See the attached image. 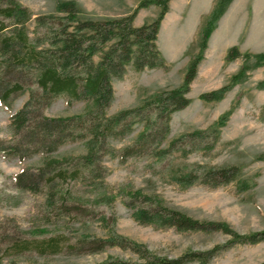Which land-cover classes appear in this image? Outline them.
<instances>
[{"label":"rangeland","instance_id":"374dc122","mask_svg":"<svg viewBox=\"0 0 264 264\" xmlns=\"http://www.w3.org/2000/svg\"><path fill=\"white\" fill-rule=\"evenodd\" d=\"M16 1L34 15L28 25L30 30L35 29L36 17L60 15L58 0ZM62 1H73L81 11L82 19L106 20L133 14L143 0ZM191 3V0H171L169 12L161 23L157 44L166 60L167 70L137 72L129 66L124 78L113 82L114 100L107 110L108 116L141 107L152 101L156 94L182 86L191 60L199 53L202 30L211 15L207 17L205 11L200 13L201 9L207 10L206 0H194L192 10H189ZM160 12L155 5L140 9L134 26L154 22ZM249 22H255L251 37L231 33L216 36V62H201L187 95L191 104L171 115L170 132L161 147L167 148L172 140L183 135L214 127L220 117L232 111L217 140L212 136L207 142L196 145L189 140L181 149L161 160L141 154L122 162L119 153L133 145L144 129V124L138 121L130 134L110 140L108 146L113 155L103 156L105 169L102 176L95 180L68 178L60 183L63 196L54 207L47 204L46 190L41 193L18 190L14 178L25 169L40 168L48 158L85 156L87 140L68 142L52 154H37L25 160L8 159L0 154V264L11 261L18 264H102L110 258L138 260L136 254L118 246L106 245L101 251L89 252L87 249L77 253L68 247L78 246L85 238L105 241L114 237L123 238L129 244L143 245L152 254L171 259L191 251L221 248L208 264H263L264 242L227 247L231 237L222 232L177 231L141 225L134 219L133 210L125 204L126 193L139 191L151 199L159 198L164 206L200 222L226 223L241 235L264 231V89L259 88L264 81V67L249 71L248 79L232 88L223 100L204 102L200 99L201 94L227 85L239 72L243 59L228 62L226 57L230 48L236 47L242 54L264 53V21ZM94 60L98 62L99 58ZM213 72L216 75H212ZM28 97V92L18 95L10 109L0 103V140L13 139L11 116L23 107ZM91 108V103L75 101L68 104L67 99L61 97L44 114L51 118L75 117ZM233 167L238 168V177L218 188L200 182L185 187L177 182L178 177L195 168L208 171ZM138 204L147 205L142 200ZM5 236L18 242H31L30 249L18 255L6 254L10 240ZM53 239L59 240L58 253L42 254L37 249L39 243ZM225 246L227 248H222Z\"/></svg>","mask_w":264,"mask_h":264},{"label":"trees","instance_id":"16d2710c","mask_svg":"<svg viewBox=\"0 0 264 264\" xmlns=\"http://www.w3.org/2000/svg\"><path fill=\"white\" fill-rule=\"evenodd\" d=\"M170 2L143 0L129 16L94 20L82 19L81 11L73 1L58 0L57 12L60 15L38 16L34 20L35 29L30 30L28 25L34 17L30 9L16 0H0V103L10 109L18 95L29 94L23 107L11 116L13 139L0 140V154L8 159L25 160L37 154H52L68 142L87 140L88 145V153L83 157L48 158L38 169L23 170L14 178L18 190L32 193L46 190L47 204L57 206V200L63 196L60 183L68 178H100L105 169L103 156L113 155L108 146L110 140L122 139L130 134L138 121L144 124V129L133 145L119 153L122 162L141 154L153 155L161 160L181 149L189 140L192 144L205 143L212 136L217 140L232 111L220 117L214 127L183 135L172 140L167 148L161 147L170 132L171 115L191 104L187 95L205 58L208 41L233 0H217L202 30L199 53L191 60L182 86L156 94L152 101L141 107L107 115L114 100L113 82L122 80L129 66L137 72L167 70L157 42ZM151 5L161 9L159 17L152 23L134 26L138 11ZM95 57L99 58L98 62ZM237 59H243L239 72L221 89L201 94L202 101L223 100L232 88L248 79L249 71L264 67V53L242 54L236 47L230 48L226 60L233 62ZM259 88L264 89V81ZM61 97L66 98L68 104L75 101L91 103L92 108L75 117H46L44 111ZM238 172L236 167L208 171L195 168L178 177L177 182L185 187L200 182L218 188L234 182ZM126 195L125 204L133 210L134 219L141 225L174 228L177 231L222 232L231 237L227 247L264 242V231L241 235L226 223L200 222L184 212L164 206L159 198L151 199L139 191ZM141 200L147 205L138 206ZM5 239L10 240L6 254H21L32 244L18 242L10 236H5ZM127 242L119 237L105 241L85 238L78 246L68 247L77 253L87 249L89 252L101 251L106 245L118 246L138 256L136 261L110 258L102 264H208L221 249L191 251L171 259L154 255L143 245ZM37 249L42 254L58 253L59 240L41 242ZM9 264L18 263L11 261Z\"/></svg>","mask_w":264,"mask_h":264},{"label":"crops","instance_id":"0c3cea01","mask_svg":"<svg viewBox=\"0 0 264 264\" xmlns=\"http://www.w3.org/2000/svg\"><path fill=\"white\" fill-rule=\"evenodd\" d=\"M191 2L189 10L190 8L192 10L194 0H191ZM206 2L207 10L200 8L202 10L200 13H204L205 11L206 13L204 14L208 17L215 7L216 0H206ZM199 4L201 5V3ZM194 7L196 8L197 5ZM204 14H201V16ZM252 20L264 21V0H234L225 14L218 21L217 27L208 41V48L206 50L205 59L202 63H210L211 60H214L213 63L216 62V36L221 37L224 34L227 35L231 33V35L238 34L239 36L247 34V37H251V29L254 28L255 25V22L250 24L249 21ZM168 65L171 66L170 63H168ZM212 75H216V72H213Z\"/></svg>","mask_w":264,"mask_h":264}]
</instances>
